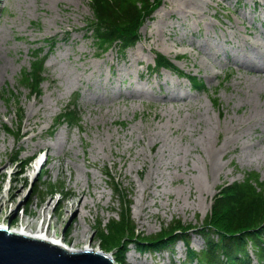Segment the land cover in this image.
Masks as SVG:
<instances>
[{
    "label": "rangeland",
    "instance_id": "374dc122",
    "mask_svg": "<svg viewBox=\"0 0 264 264\" xmlns=\"http://www.w3.org/2000/svg\"><path fill=\"white\" fill-rule=\"evenodd\" d=\"M92 18L89 0H0V222L50 225L78 248L119 254V264H181L189 247L205 246L194 229L174 251L136 240L118 250L129 233L118 224L129 212L142 236L175 220L201 226L221 185L246 171L264 181V0H161L124 52H99L86 31ZM39 48L37 94L20 78ZM156 52L207 88L192 90L169 69L153 74ZM75 99L80 126L52 134ZM248 262L264 264L252 251Z\"/></svg>",
    "mask_w": 264,
    "mask_h": 264
},
{
    "label": "trees",
    "instance_id": "16d2710c",
    "mask_svg": "<svg viewBox=\"0 0 264 264\" xmlns=\"http://www.w3.org/2000/svg\"><path fill=\"white\" fill-rule=\"evenodd\" d=\"M160 5L161 0H90L93 18L87 22V32L94 36L101 51H107L115 45L124 51L137 43L142 25ZM49 41L53 43L54 38ZM40 50L42 48L35 50L30 67H25L21 73L20 83L31 93H41L45 79L47 55L40 54ZM156 67H168L182 72L162 53H157ZM192 81L196 88L205 87L202 81L198 82L195 78ZM11 96H15L14 91H11ZM218 99L213 97L216 105ZM23 116L24 109L20 107V120ZM80 120L77 103L72 102L59 114L53 130L64 122L70 126L78 125ZM6 128L13 131L8 126ZM219 188L213 198L211 212L201 226L185 225L175 220L163 232L142 236L133 232L134 225L129 212L123 214L118 225H124L129 233L118 243V250L136 240L152 245L151 251H174L177 239L184 240L187 245L191 244V230L194 229L205 239V246L201 250L189 247L188 259L181 264H192L193 260H197V264H250V251L257 255L259 262H264V181L260 174L246 171L243 179ZM127 203L128 206L130 202L127 200ZM115 259L121 262L119 254Z\"/></svg>",
    "mask_w": 264,
    "mask_h": 264
},
{
    "label": "water",
    "instance_id": "95a60500",
    "mask_svg": "<svg viewBox=\"0 0 264 264\" xmlns=\"http://www.w3.org/2000/svg\"><path fill=\"white\" fill-rule=\"evenodd\" d=\"M0 264H117L99 249H68L42 236L9 230L0 225Z\"/></svg>",
    "mask_w": 264,
    "mask_h": 264
},
{
    "label": "bare ground",
    "instance_id": "6f19581e",
    "mask_svg": "<svg viewBox=\"0 0 264 264\" xmlns=\"http://www.w3.org/2000/svg\"><path fill=\"white\" fill-rule=\"evenodd\" d=\"M257 72L260 73V77L264 76L263 70H257ZM262 111H263V107L259 108V110L257 112H262ZM154 140H157L156 136H154L152 138V142H155ZM38 163H40V161H37V163H35V165L33 166V170H35L37 168ZM15 194H16V192H13L11 194V197H13ZM80 203H81V201L78 202V206L80 205ZM86 205H87V203L84 204V207H86ZM78 206L75 205L73 207V214L78 213V211H79L78 210ZM0 225H5V224L0 222ZM5 226H7V225H5ZM31 227H32L31 222L23 220V222L19 226L12 227V228L8 227V228H9V230H12V231H15V232H21V233H25V234L32 235V236H42V237L51 239V240H53L55 242H60L68 249H91V248H94V247H92L91 244H87V246H82L81 248H78L74 244H70V243L66 242L64 238H62L61 236L57 235L56 231H54L53 233H50V230H49L50 229V225L47 228L44 225L43 226H39V225L35 226L34 229H32ZM80 240H81V238L76 236L75 242L76 241H80ZM133 246H134V248L136 250L137 249L136 244H133ZM99 250L103 251L102 247H99ZM133 258H135V259H133ZM131 259H133V261L136 262V263H138V262L142 263V258L140 256H138L136 258L134 256V253H131ZM117 264H119V262H117Z\"/></svg>",
    "mask_w": 264,
    "mask_h": 264
}]
</instances>
